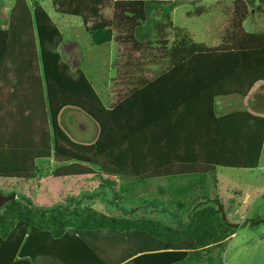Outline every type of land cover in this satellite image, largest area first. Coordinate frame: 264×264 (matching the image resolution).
Instances as JSON below:
<instances>
[{
  "label": "crops",
  "instance_id": "obj_1",
  "mask_svg": "<svg viewBox=\"0 0 264 264\" xmlns=\"http://www.w3.org/2000/svg\"><path fill=\"white\" fill-rule=\"evenodd\" d=\"M115 1L131 0H111V12L112 2ZM134 1H143L148 8L152 6L153 2H160L157 10L161 9L162 12L163 7H171V10L165 13L169 15L170 21L172 15L179 9H183L188 28L175 26L171 21L172 24H170L169 29L187 30L196 44L201 43L210 48L219 46L220 43L217 41H212V44L206 45L210 39V32L206 33L200 28L192 30L194 25L190 21L202 19V15L205 14L203 11H198L196 17L190 16V11L187 10L189 2L195 0ZM205 1L198 0L196 5H201ZM257 3L258 0H255V4ZM21 4L23 6L34 5L33 17L36 30L41 31L42 22L45 21L52 31L60 32L59 21L65 15L56 12L53 5V15L50 16L48 12L42 9V4L38 1L0 0V6L4 8V13H7L5 12L6 6L15 7ZM103 5L97 9L100 16ZM23 6L21 9L27 11V8L25 9ZM249 8L248 5V14L242 23L243 31L249 34H264V18L256 13L261 18L258 17L256 21L249 22L251 13ZM232 9L235 18L234 8ZM28 10L27 13L30 15L32 10ZM14 15L15 20L14 18L10 20V15L7 19L8 22L6 21L1 25L0 31L9 30L13 32L16 25L15 21L23 18L18 10H15ZM220 16V14L214 13L212 22L218 21ZM30 17L32 20L31 15ZM66 17L68 26H74L78 23L71 20L72 18H80ZM31 20H28L30 24ZM110 22L108 23L110 24ZM27 25L29 26V24ZM82 25V29L78 28L82 31H87L91 26V24H84L83 22ZM211 25H208L209 29H211ZM77 48L79 49V47ZM91 49L89 48L90 51ZM56 52H54L53 58L60 65L67 58L66 55L59 56ZM78 53L82 61V52ZM7 59L6 54L5 58H2V63L8 64ZM97 60L96 52L90 53L86 59L88 63H94ZM40 61L42 62L41 59ZM83 78L84 76H82ZM151 78L145 87L124 98L112 109L103 106L100 99L98 102L102 106L99 104L92 105L91 102L79 103L80 100L79 102L68 103L72 105H64L56 115L57 117H53L52 120L49 119L48 111L41 114L38 104L31 99H27L29 103L25 104V107L19 106L20 104L16 100V103L12 104L11 100L14 98L10 97L11 94L20 92V90H16L15 87L11 88L7 93L5 92L3 99L7 105L9 103L12 107L15 106V112L11 115L8 112L13 111L6 110L1 117L10 119L15 117L16 121L23 118L26 122L18 126L17 130H26L12 141L8 134L13 132L12 126L16 128L15 123L10 121L8 122L9 125L3 121L0 130L2 135L3 133L5 135V132L9 130L7 132L9 140L4 142L0 138L1 143H6L3 146L10 144L11 147L14 146L13 144H20L21 141L25 144V141L28 142L31 139V145L23 148L27 152L36 149L34 143L45 148L47 139L45 142L44 130L46 127L53 126L54 140L57 145L50 149V152L52 151V159L55 156L59 161H50V159L47 161L60 163L62 166L56 167L54 170L57 172L50 174L46 179L54 181L61 179L62 175H67L62 178L71 181L84 179L85 185L94 175H96L95 179L100 178L101 182L102 179L108 180L110 178H113V181L134 179L142 182L170 177L204 175L210 172L216 173L218 184L222 171H243L256 167L263 155L262 148L264 145V50L196 53L177 66ZM87 81L84 82L87 83ZM85 91L95 99V94L91 88L85 87ZM30 98H37L36 93ZM248 101H250V106ZM71 107L74 109L70 110ZM61 118L64 120V126L70 130L73 136L70 137L65 129L58 127ZM30 128L33 132H30ZM259 130H261L262 137ZM65 136L69 141L64 142ZM70 170L74 171L73 175H68ZM99 186L105 188L100 181ZM46 187H48V192L58 189L57 186L51 188L50 184ZM135 187L132 188L133 194L131 195L148 196L147 187H143L139 192ZM88 189L89 187L85 186L78 195L87 194L85 191ZM231 192H227V194L229 201L233 202V208L227 212L228 207H226L225 211L228 214V220L233 222L234 213L241 212L240 209L244 207L241 205L245 204V199L251 195L241 191L237 194V198L233 199ZM220 200L223 199L220 198ZM145 208L151 212L164 215L158 221L169 227H177L187 220L185 211H179L173 207H168L167 210L162 211L146 203ZM248 211L247 208L245 212ZM241 231L243 229H239L226 240L224 251L221 254L218 251L211 253L209 257L204 252L199 253V255L188 253L178 256L176 254V256H167L165 264H219V256L222 259V264H227L226 260L231 253L232 245L237 241ZM247 233L248 236L242 235L241 240L251 242L256 239L259 242V230L253 229ZM262 235L264 236V233ZM224 254H226L225 257Z\"/></svg>",
  "mask_w": 264,
  "mask_h": 264
},
{
  "label": "rangeland",
  "instance_id": "obj_2",
  "mask_svg": "<svg viewBox=\"0 0 264 264\" xmlns=\"http://www.w3.org/2000/svg\"><path fill=\"white\" fill-rule=\"evenodd\" d=\"M33 1H38L42 4V9L45 12H48L50 16L53 15V4L50 0ZM197 1L198 0L189 2L187 10L190 11V16L196 17L199 13L198 11H203L205 14L202 15V19L193 22L190 21V23L194 25L192 30L200 28L206 33L210 32V39L206 45L212 44L214 41L221 43V39L232 30L234 21L232 0H206L201 5H196ZM21 6L23 5L21 4L15 7L12 5L6 6L7 9H5V12H10V14L4 13V8L0 6V27L7 21L10 15V20L15 17V10H18L19 13L23 15V18L21 17L15 21L16 25L14 26L13 32L9 30L0 31V125L3 124V121L7 123L12 121L15 123L16 127L14 128L12 126L11 129L13 132L11 131L8 134V130L5 132V135L4 133L2 135L0 130V138H2L4 142L9 140L7 134L13 141L15 140L14 138L21 135V133L26 130H17L19 128L18 126L26 122L23 118H19L18 121H16L15 117L11 119L1 117L6 110L13 111L8 112L11 113V115L15 112V106L12 107L9 103L7 105L3 99L5 92L7 93L11 88L15 87L16 90H20V92L11 94L10 97L12 99L14 98L11 100L12 104L18 101L20 104L19 106L25 107V104L29 103L27 99H31L38 104V109L41 114H45V112L47 113L48 111V114H50L49 119L52 120L53 117H57L56 115H58L64 105H72L68 103L79 102L81 100L79 103L91 102L92 105L99 104L102 106L101 103L98 102V99H100L103 106H105L103 98L107 95H109L108 98L112 99L114 98V96L112 97L111 95L112 93L116 97L134 86L121 81L124 73L128 74L131 72L133 70L132 65L142 60L139 58L140 53L135 50L134 45L129 40L127 42L125 41L124 44H120L112 39L111 42L101 47L92 46L87 31L79 30L83 28V21L80 18H72L71 20L78 23L74 24V26H68L67 17L64 15L59 21V33L48 28V24L45 21L42 22L41 31H38V29H35L33 17L34 5H24L23 7L25 9L27 8V11L22 10ZM110 7L111 0H106L101 12V16L106 22L111 21L112 12ZM28 9L32 10L30 14L32 20L27 13L29 11ZM249 9L251 12L248 19L249 22L256 21L258 17L261 18L256 14L254 8L250 6ZM214 13L221 15V18L216 22H212ZM29 19L31 20V24L30 21L28 22ZM146 20L147 22L141 25L143 31L134 33L133 38L136 35V39L140 42L139 44L141 46L146 45L143 49L151 50L152 53L158 48L155 43L156 40L167 38L168 46H173L175 28H171V30L169 26L167 28L168 24H172L171 21L175 26H185L188 28L183 9H179L172 15L171 21L169 15L165 14V12L163 13L161 9L149 11ZM88 23L91 24L90 21ZM190 23H188V25H191ZM27 24H29V26ZM208 25H211V29H209ZM183 30L190 40H192L187 30ZM116 35L117 32L115 31L113 37H116ZM127 36H129V32L123 37L127 38ZM178 39L179 38H177V40ZM77 47H79V49ZM89 48H92L91 51ZM54 52L59 56L66 55L68 61L64 60L66 63L62 62V65H58L53 58L55 55ZM78 52H82V61ZM94 52H96L98 60L94 63H88L86 59L90 53ZM6 54L8 64L2 63V58H5ZM138 58L139 60H137ZM143 69V74L140 76L142 79L151 78L152 75L158 73L159 70L158 68H150L147 62H143ZM82 76H84L83 79ZM85 80H88L87 83L84 82ZM85 87L91 88L95 94V99L85 91ZM35 93L37 98H30L31 95L35 96ZM247 103L250 106V101ZM73 106L76 107L75 104H73ZM73 109V107L70 108V110ZM77 116L80 115L77 114ZM59 126L65 129L71 137L72 134L70 130L66 129L64 126L63 118H61L58 127ZM44 131L43 137L45 142L47 139L45 143L46 147L43 148L42 145L39 146V144L34 143L36 149L31 152H27L26 149H23L27 145H31V139H29L28 142L25 141V144L21 141L20 144L16 143L11 147L10 144L3 146L6 143H1L0 140V193L4 195L14 194L15 198L13 200L19 203L18 209L22 211L25 210L28 201H30L38 209L46 211L59 208L73 210L75 207H89L109 217L124 218L129 222V229L117 231L118 224H115L116 231H111L109 232L110 234L103 231V237L110 240L108 243L104 244L105 246L102 245V251L104 252L102 253L105 255L100 257L109 262V264H122V260L130 256L136 248H143L144 245L145 248H147L149 243L146 237L148 236L136 220L146 217L158 221L161 220L164 215L147 210L145 208L147 198L144 195H132V197L128 199H119L118 202L117 200H113L109 189L100 188L99 181L101 183V179H95L96 175L91 177L86 185L84 179L71 181L70 179L62 178L67 175H62V177L59 175L61 179L54 181L46 179L50 174L57 172L54 169L61 164L53 162L59 160L55 156L54 159H52V151L50 152V149L57 145L54 140L53 126L46 127ZM60 131L62 132L61 129ZM30 132H33L31 128ZM259 132L262 137L261 130H259ZM65 141H69L66 136L64 137V142ZM262 151L263 155L256 167L243 171H222L216 189L213 190L211 187L212 192L215 191L218 195L217 197L224 209L229 206V196L227 192L232 191L231 196L233 199L237 198V194L241 191L242 193L251 195L245 199V204L241 205H244L243 209H240L241 212H236L233 215L232 221L237 222V224L256 217L264 219V145ZM48 159L53 161H47ZM73 173L74 171L70 170V174L68 175H73ZM43 179L45 180L42 181ZM108 180H113V178ZM48 184L52 186L51 188L57 186L58 189L48 192V187H46ZM85 186L89 187V189L85 191L87 194L78 195ZM135 186L139 192L143 187L154 186V183H152V180L142 181L136 183ZM212 198H214L213 193ZM220 198L223 200H220ZM9 202H7L6 205ZM247 208L249 211L245 212ZM158 217L160 218L157 219ZM130 221L136 222L131 223ZM247 228L248 226L246 228H241L243 231L239 233L236 239L237 241L232 245L231 256L229 255L226 260L227 264H264V236L262 235L264 233V226L255 228V230H259V242H257L256 239L251 242L248 240H241L242 235L248 236L247 232L253 230ZM225 255L226 254H224V257Z\"/></svg>",
  "mask_w": 264,
  "mask_h": 264
},
{
  "label": "trees",
  "instance_id": "obj_3",
  "mask_svg": "<svg viewBox=\"0 0 264 264\" xmlns=\"http://www.w3.org/2000/svg\"><path fill=\"white\" fill-rule=\"evenodd\" d=\"M51 1L59 14L80 17L84 24L91 22L87 33L92 45L102 46L112 39L124 44L129 40L140 53L139 58L142 60L138 58L139 61L132 65L133 70L128 74L124 73L121 78L123 83L134 86L116 97L112 93V97L114 96L112 99L108 98L109 95L103 98V103L108 109L114 108L121 100L148 84L150 79L140 77L144 71L143 62H147L150 68L159 69L158 73L152 75L154 78L196 53L264 50V34H249L242 29V23L248 14V5L254 7L256 13L264 18V0H258L257 4L255 0H234L235 18L232 30L215 48L196 44L183 29L175 28L173 46H168L167 38L156 40L159 49L156 48L153 53L151 50L143 49L146 45L141 46L136 35L134 38L133 35L143 31L141 25L147 22L148 12L158 9L160 2H153L149 8L143 1L112 2V20L109 24L101 18L97 10L106 0ZM162 10L166 13L171 7ZM168 26L170 27L169 24L167 28ZM115 31L117 35L113 37ZM127 32L129 36L123 37ZM209 179L211 181H208ZM136 183L138 180L134 179L117 181L102 179L101 182L111 191L112 199L117 202L119 199L132 197V188ZM152 183L154 186L147 187L146 203L162 211L168 207L185 211L187 220L177 227H169L146 217L136 220L148 236L146 239L149 244L147 248L144 245L143 248L133 250L130 256L122 260V264H165L167 256L176 254L199 255L204 252L208 257L215 251L221 254L226 240L239 229L247 226L248 229L264 226V219L261 217L247 219L240 224L228 220L218 195L211 190V187L213 190L217 187L215 172L154 179ZM18 204L16 200H12L0 209V264H109L101 258L105 255L102 245L110 240L103 237V231L107 234L116 231L115 224H118L117 231L129 229V222L124 218L109 217L89 207L46 211L38 209L28 201L25 210L22 211L18 209ZM232 208L233 202L230 200L227 211ZM218 262L222 264L220 256Z\"/></svg>",
  "mask_w": 264,
  "mask_h": 264
},
{
  "label": "water",
  "instance_id": "obj_4",
  "mask_svg": "<svg viewBox=\"0 0 264 264\" xmlns=\"http://www.w3.org/2000/svg\"><path fill=\"white\" fill-rule=\"evenodd\" d=\"M15 198L14 194L11 195H4L0 193V209L9 201Z\"/></svg>",
  "mask_w": 264,
  "mask_h": 264
}]
</instances>
